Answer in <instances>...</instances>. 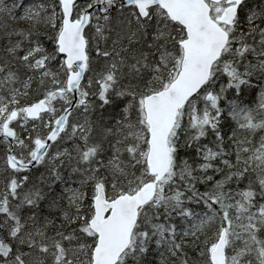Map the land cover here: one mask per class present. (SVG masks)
<instances>
[{"label": "snow or ice", "instance_id": "obj_1", "mask_svg": "<svg viewBox=\"0 0 264 264\" xmlns=\"http://www.w3.org/2000/svg\"><path fill=\"white\" fill-rule=\"evenodd\" d=\"M0 264H264V0H0Z\"/></svg>", "mask_w": 264, "mask_h": 264}]
</instances>
